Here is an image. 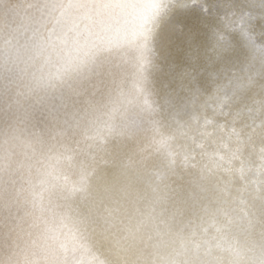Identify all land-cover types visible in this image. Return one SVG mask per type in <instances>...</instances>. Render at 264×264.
I'll return each instance as SVG.
<instances>
[{"label":"bare ground","instance_id":"1","mask_svg":"<svg viewBox=\"0 0 264 264\" xmlns=\"http://www.w3.org/2000/svg\"><path fill=\"white\" fill-rule=\"evenodd\" d=\"M0 264H264V0H0Z\"/></svg>","mask_w":264,"mask_h":264}]
</instances>
